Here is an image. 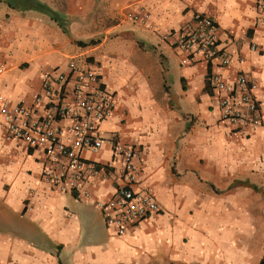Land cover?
Here are the masks:
<instances>
[{
  "label": "crops",
  "instance_id": "0c3cea01",
  "mask_svg": "<svg viewBox=\"0 0 264 264\" xmlns=\"http://www.w3.org/2000/svg\"><path fill=\"white\" fill-rule=\"evenodd\" d=\"M0 0V91L42 116L43 72H69L76 60L101 63L115 95L112 117L99 124L103 145L83 157L85 199L46 183L43 149L0 127V264H264V12L258 0H32L63 15ZM144 8L145 23L130 17ZM195 13L218 25L230 57L206 61L166 41ZM252 44L257 48L253 50ZM246 74L258 88L263 123L235 130L221 118L209 81ZM65 96L73 100L71 89ZM116 142L136 146L140 186L152 189L162 212L123 235L108 229L95 205L115 196L122 159Z\"/></svg>",
  "mask_w": 264,
  "mask_h": 264
},
{
  "label": "built area",
  "instance_id": "2783aa9c",
  "mask_svg": "<svg viewBox=\"0 0 264 264\" xmlns=\"http://www.w3.org/2000/svg\"><path fill=\"white\" fill-rule=\"evenodd\" d=\"M264 12V0H258ZM150 14L142 8L130 17L145 23ZM172 39L174 47L188 53L182 62L193 57L206 61L221 58L223 66L230 57L219 47L218 25L209 15L195 13L188 28L163 35ZM251 48L255 50L256 44ZM101 63L88 61L80 64L71 60L69 72L51 67L43 72L42 94L34 95L35 103H45L42 116H34L22 104L0 91V127L9 136L43 149L49 165L43 171L44 181L62 192H70L92 199V192L84 186L88 170L98 174L97 166L83 157L85 150L97 152L103 145L98 133L99 124L112 117L116 107L115 95L109 92L101 78ZM6 67L0 65V76ZM208 81L219 91L228 94L219 97L221 118L235 130L257 128L263 123L261 101L255 95L258 85L246 74L234 79H224L213 73ZM71 89L72 101L65 92ZM122 159L121 180L114 197L95 200V205L105 218L108 229L123 235L144 219L162 212V207L152 189L140 186L138 160L141 150L136 146L115 144Z\"/></svg>",
  "mask_w": 264,
  "mask_h": 264
},
{
  "label": "trees",
  "instance_id": "16d2710c",
  "mask_svg": "<svg viewBox=\"0 0 264 264\" xmlns=\"http://www.w3.org/2000/svg\"><path fill=\"white\" fill-rule=\"evenodd\" d=\"M24 2H25L26 8L37 9V10H40V11L48 14L53 20L58 22V24L61 27L66 29L63 15L60 14L59 12L55 11L54 9H52L51 7L46 5L45 3L36 2V1H32V0H28V1H24Z\"/></svg>",
  "mask_w": 264,
  "mask_h": 264
}]
</instances>
